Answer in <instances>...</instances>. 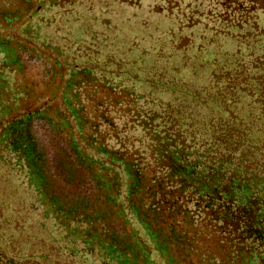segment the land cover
<instances>
[{
	"label": "trees",
	"instance_id": "16d2710c",
	"mask_svg": "<svg viewBox=\"0 0 264 264\" xmlns=\"http://www.w3.org/2000/svg\"><path fill=\"white\" fill-rule=\"evenodd\" d=\"M260 17L0 0V264H264Z\"/></svg>",
	"mask_w": 264,
	"mask_h": 264
},
{
	"label": "rangeland",
	"instance_id": "374dc122",
	"mask_svg": "<svg viewBox=\"0 0 264 264\" xmlns=\"http://www.w3.org/2000/svg\"><path fill=\"white\" fill-rule=\"evenodd\" d=\"M90 23H91V20L89 18H85L82 23L74 26L72 29L69 28V30H67V32H68L70 39L74 42H79V41H77L78 40V38L76 37L77 34L74 32H79V31L83 30ZM259 24L264 27V18L260 17Z\"/></svg>",
	"mask_w": 264,
	"mask_h": 264
}]
</instances>
